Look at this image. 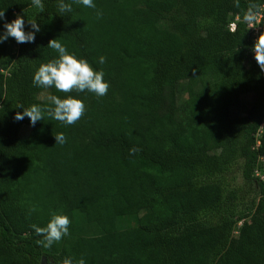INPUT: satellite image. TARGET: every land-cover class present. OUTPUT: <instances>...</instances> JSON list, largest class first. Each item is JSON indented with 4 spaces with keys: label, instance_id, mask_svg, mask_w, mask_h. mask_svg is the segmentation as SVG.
I'll return each mask as SVG.
<instances>
[{
    "label": "trees",
    "instance_id": "16d2710c",
    "mask_svg": "<svg viewBox=\"0 0 264 264\" xmlns=\"http://www.w3.org/2000/svg\"><path fill=\"white\" fill-rule=\"evenodd\" d=\"M65 2L70 13L59 0H39L43 11L0 0L4 20L40 27L32 43H0V264H264V72L253 51L264 0ZM53 38L103 70V96L32 83L57 57ZM246 93L249 109L232 115ZM50 95L78 96L85 111L68 126L47 112L35 126L13 119L17 105L51 107ZM238 163L259 187L241 216L225 195ZM53 213L68 215L69 232L44 248L31 225Z\"/></svg>",
    "mask_w": 264,
    "mask_h": 264
},
{
    "label": "clouds",
    "instance_id": "9594fccd",
    "mask_svg": "<svg viewBox=\"0 0 264 264\" xmlns=\"http://www.w3.org/2000/svg\"><path fill=\"white\" fill-rule=\"evenodd\" d=\"M77 2L85 8L95 9L94 0H77ZM33 3L43 11L39 0H33ZM71 5L65 0H59L58 12L70 13ZM102 15L99 9L96 10V16ZM0 21H4L3 29L0 30V43L5 42L9 38L15 40L17 44L32 43L35 34L40 31L39 25L28 20L29 30H25V20L22 16L17 15L11 21L4 20V11H0ZM47 46L57 53V57L42 63L33 74L32 83L37 87H54L58 92L69 93L72 90L76 92H90L96 96H103L108 90V82L104 79L102 69L92 67V64L83 57L78 56L75 52H70L66 47L56 39H50ZM254 58L262 72H264V39L257 38L254 47ZM105 58L100 56L99 64L104 63ZM51 107L42 109L38 105H31L25 108L22 105V111L15 113L13 119L16 121L28 118L29 124L35 126L37 121L43 119V113L47 114L54 120L62 122L64 125L74 124L84 113L85 104L78 96L66 95L61 98L56 95L48 97ZM55 143L63 144L65 136L60 133L55 135ZM134 152L135 149H130ZM70 220L67 214L53 213L51 214L45 226L31 225L37 236L42 237L37 243L44 248H49L54 242H58L62 237L67 236ZM80 264H83L81 261Z\"/></svg>",
    "mask_w": 264,
    "mask_h": 264
},
{
    "label": "rangeland",
    "instance_id": "374dc122",
    "mask_svg": "<svg viewBox=\"0 0 264 264\" xmlns=\"http://www.w3.org/2000/svg\"><path fill=\"white\" fill-rule=\"evenodd\" d=\"M257 16V19H255ZM260 15L256 13H249V19H255L254 24L259 20ZM232 24H230L231 26ZM44 93H40L38 96L42 97ZM186 94L183 92L179 93V100H184ZM254 93H246L241 97L239 105L235 106L231 110L232 115H243L249 109L251 103L254 100ZM30 130L29 125H25L21 129V133L26 135ZM260 171H256L255 174L260 175ZM225 195L231 201L235 208L236 216H241L245 214L252 203L259 197V187L255 181L245 180L241 173V164H236L232 170L226 175L225 181ZM127 224L134 223L133 220H127ZM242 219H240L237 224H241ZM125 223V222H124ZM123 223V224H124ZM236 234V232H235Z\"/></svg>",
    "mask_w": 264,
    "mask_h": 264
},
{
    "label": "built area",
    "instance_id": "2783aa9c",
    "mask_svg": "<svg viewBox=\"0 0 264 264\" xmlns=\"http://www.w3.org/2000/svg\"><path fill=\"white\" fill-rule=\"evenodd\" d=\"M259 20H260V17H259ZM259 20H258V21H259ZM250 25H252V26L254 25V24H253V21L250 22ZM231 27H232V28L234 27V23H232Z\"/></svg>",
    "mask_w": 264,
    "mask_h": 264
},
{
    "label": "water",
    "instance_id": "95a60500",
    "mask_svg": "<svg viewBox=\"0 0 264 264\" xmlns=\"http://www.w3.org/2000/svg\"><path fill=\"white\" fill-rule=\"evenodd\" d=\"M45 260H46V258L44 256L43 259H42V264H45Z\"/></svg>",
    "mask_w": 264,
    "mask_h": 264
}]
</instances>
